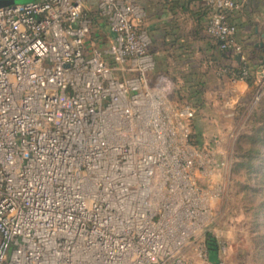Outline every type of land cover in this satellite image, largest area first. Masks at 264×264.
Listing matches in <instances>:
<instances>
[{"label": "built area", "instance_id": "1", "mask_svg": "<svg viewBox=\"0 0 264 264\" xmlns=\"http://www.w3.org/2000/svg\"><path fill=\"white\" fill-rule=\"evenodd\" d=\"M89 1L0 7V264H230L207 244L226 161L193 142L173 78L155 79L146 9ZM201 1L206 34L242 55L220 74L246 80L241 4Z\"/></svg>", "mask_w": 264, "mask_h": 264}, {"label": "rangeland", "instance_id": "2", "mask_svg": "<svg viewBox=\"0 0 264 264\" xmlns=\"http://www.w3.org/2000/svg\"><path fill=\"white\" fill-rule=\"evenodd\" d=\"M5 1L12 4L33 0ZM239 3L241 7L231 13V20L244 34L249 25L247 21L241 24L239 18L242 12L249 11V7ZM199 32L193 40V37L187 38L183 45L178 46L167 42L162 33L155 36L150 31L152 51L157 62L154 76L157 80L163 75L173 78L177 92L180 89L179 98H175L196 109L193 141L203 148L215 146L219 151V160L226 161V167L220 169L218 176L224 183L225 192L215 206V219L208 227V233L216 239L218 247L219 244L227 246L228 255L225 258L230 264H264V90L258 86L253 94L247 92L239 100H233V89H228L226 79L229 74L219 72L221 66L230 63L226 59H221L220 64L206 72L215 77L211 79L213 85L217 79L216 83L224 90L217 104L207 97L210 87H199L204 92L194 94L190 88L184 87L189 72L201 69L203 40L216 44L203 29ZM257 58V62L262 63L264 52L261 51ZM260 81L259 85L263 84L264 77L260 76ZM192 264L204 263L193 255Z\"/></svg>", "mask_w": 264, "mask_h": 264}, {"label": "crops", "instance_id": "3", "mask_svg": "<svg viewBox=\"0 0 264 264\" xmlns=\"http://www.w3.org/2000/svg\"><path fill=\"white\" fill-rule=\"evenodd\" d=\"M239 1L243 6L247 5V8L249 7V11L241 13L239 21L242 22L241 24L246 23L247 21L248 23L246 24L249 26L248 31H245V33L248 32L247 35H245V33L242 34L241 30L238 28L237 37L244 46L245 58L248 59L250 64L252 63V72L256 73V81L255 86H250V84L244 79L234 80L231 77L226 76L227 83L230 87L228 89H233V100H239V98L247 92L253 94L254 88L258 86H262V90H264V83L259 85L261 82V73H264V61L257 67L256 61L253 57L261 51L264 52V0ZM141 4L148 14L146 22L149 30L152 31L155 36L156 34L161 35L162 33L167 42L172 45H183L182 42H186L187 38L194 36L193 33L196 31L197 26L199 25L198 23L203 25V27L206 23V21L204 22L203 12L205 10V5L201 0H141ZM95 6L96 1L90 0L88 7L90 8L91 13L96 11ZM201 7H203V11L200 10ZM250 28L253 33L250 31ZM203 32L205 33L204 28ZM193 39L194 37L192 40ZM218 49L219 46L207 43L203 40V63H200L201 69H197L198 75H189L190 77H188L189 79H202L205 81L206 86L210 87H207V97L212 99L216 104L220 100L219 95L224 93V90H222L220 84L216 83L217 79H215L213 85L211 79L215 77L212 74H206V72L208 73L214 65L219 63L221 59L224 60V58L227 62H230V65L239 66L241 64V60H238L237 58L228 59L224 57V55V58L215 57ZM211 257L212 259L218 258V251H212Z\"/></svg>", "mask_w": 264, "mask_h": 264}, {"label": "trees", "instance_id": "4", "mask_svg": "<svg viewBox=\"0 0 264 264\" xmlns=\"http://www.w3.org/2000/svg\"><path fill=\"white\" fill-rule=\"evenodd\" d=\"M200 10H202L203 11V7H201L200 8ZM204 12V22L207 20V17H208V10L205 8V10L203 11ZM199 25L197 26V29H196V31H194V33H193V35L195 36V35H198L200 32L199 31H201V29H205V26L203 27V25H201L200 23H198ZM210 37V36H209ZM214 41H215V45H217V46H219V43L213 38V37H211ZM259 54H261V52H259L255 57H254V60L256 61V65H257V67L258 66H260L261 65V63H259V62H257V60H258V58L257 57H259ZM223 55H224V57H226V58H228V59H231V58H233V56L232 55H230L228 52H225V51H223V50H221L220 49V47H219V49L216 51V54H215V57H217V58H224L223 57ZM225 59V58H224ZM234 59V58H233ZM229 69H230V71H234V70H239L240 69V66H241V64L239 65V66H233V65H230V64H227L226 65ZM250 68H251V74H250V76L246 79V81L250 84V86H255V81H256V73H253L252 72V63L250 64ZM198 71H196V70H191L190 72H189V74L188 75H190V76H192V75H198V73H197ZM229 74V76L231 77L232 76V72H230V73H228ZM189 76V77H190ZM237 79V78H236ZM184 87H186V88H190L192 91V93L194 94V93H203L204 92V90L202 91H200L198 88L199 87H203V86H206V82L205 81H203L202 79H189L187 76H186V81H185V83H184V85H183ZM256 88L257 87H255L254 88V90H253V93L255 92V90H256ZM179 95H180V89H179ZM178 92L176 91V96H177V98H179L178 97ZM178 100V99H177ZM192 140H193V135H192ZM194 142V141H193ZM195 143V142H194ZM196 144V143H195ZM207 244H208V247H209V250H210V252H211V254H212V251H217L218 250V245H217V241H216V239L210 234V233H208L207 234Z\"/></svg>", "mask_w": 264, "mask_h": 264}, {"label": "water", "instance_id": "5", "mask_svg": "<svg viewBox=\"0 0 264 264\" xmlns=\"http://www.w3.org/2000/svg\"><path fill=\"white\" fill-rule=\"evenodd\" d=\"M25 3H27V2H25ZM16 4H19V3L7 4L5 0H0V7L10 6V5H16ZM261 46H262V44H261ZM241 57H242L241 53H237L236 54V58L238 60H241Z\"/></svg>", "mask_w": 264, "mask_h": 264}]
</instances>
